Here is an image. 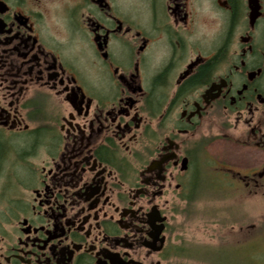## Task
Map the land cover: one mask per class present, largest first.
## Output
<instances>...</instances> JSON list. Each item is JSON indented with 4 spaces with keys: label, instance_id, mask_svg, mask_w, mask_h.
<instances>
[{
    "label": "flooded vegetation",
    "instance_id": "1",
    "mask_svg": "<svg viewBox=\"0 0 264 264\" xmlns=\"http://www.w3.org/2000/svg\"><path fill=\"white\" fill-rule=\"evenodd\" d=\"M207 184H264V0H0V264H180Z\"/></svg>",
    "mask_w": 264,
    "mask_h": 264
},
{
    "label": "rangeland",
    "instance_id": "2",
    "mask_svg": "<svg viewBox=\"0 0 264 264\" xmlns=\"http://www.w3.org/2000/svg\"><path fill=\"white\" fill-rule=\"evenodd\" d=\"M222 148L221 141L212 143L213 152ZM251 160L246 155L240 161L246 166ZM214 186L220 187V191H212ZM207 187L206 199L198 202L194 210L190 205L180 206V246L210 247L215 252V264H264V184H207ZM188 258L181 260L183 264H214Z\"/></svg>",
    "mask_w": 264,
    "mask_h": 264
},
{
    "label": "trees",
    "instance_id": "3",
    "mask_svg": "<svg viewBox=\"0 0 264 264\" xmlns=\"http://www.w3.org/2000/svg\"><path fill=\"white\" fill-rule=\"evenodd\" d=\"M210 249L211 248L208 246L204 247V246H200V245L195 246L193 244H189L187 247L181 246V254L184 256L183 258H186V256H188L189 258H198V259L203 260L205 262L210 261L211 263H214L213 256H214L215 252H213V250H210ZM195 253L197 255H194ZM180 264H183V262L181 261Z\"/></svg>",
    "mask_w": 264,
    "mask_h": 264
}]
</instances>
